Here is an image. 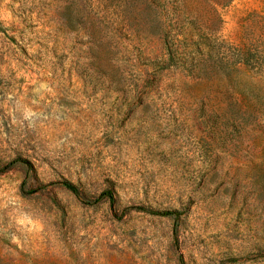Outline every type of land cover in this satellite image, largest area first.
Wrapping results in <instances>:
<instances>
[{
  "label": "rangeland",
  "instance_id": "obj_1",
  "mask_svg": "<svg viewBox=\"0 0 264 264\" xmlns=\"http://www.w3.org/2000/svg\"><path fill=\"white\" fill-rule=\"evenodd\" d=\"M0 264H264V0H0Z\"/></svg>",
  "mask_w": 264,
  "mask_h": 264
},
{
  "label": "trees",
  "instance_id": "obj_2",
  "mask_svg": "<svg viewBox=\"0 0 264 264\" xmlns=\"http://www.w3.org/2000/svg\"><path fill=\"white\" fill-rule=\"evenodd\" d=\"M64 185V187L69 190L70 192H72L73 194L75 195H80V191L79 189L72 183L70 182H63L62 183ZM107 196L109 200L113 201L114 200V196L112 195V193H104L102 194L100 197H105ZM174 213L173 212H162L161 215H164V216H170V215H173Z\"/></svg>",
  "mask_w": 264,
  "mask_h": 264
}]
</instances>
